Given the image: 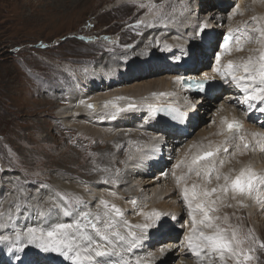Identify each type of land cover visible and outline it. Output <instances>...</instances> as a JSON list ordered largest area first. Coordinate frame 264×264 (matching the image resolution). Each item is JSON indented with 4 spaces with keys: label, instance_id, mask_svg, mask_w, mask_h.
<instances>
[{
    "label": "rangeland",
    "instance_id": "obj_1",
    "mask_svg": "<svg viewBox=\"0 0 264 264\" xmlns=\"http://www.w3.org/2000/svg\"><path fill=\"white\" fill-rule=\"evenodd\" d=\"M169 1L170 0H167V2H165V0H0V187L6 186L5 191L2 196H0V219L5 217L9 196L16 195L17 193H24L28 200V205L23 206L18 204L20 205L19 211L17 210L18 207L15 206L13 212L18 216L16 224L20 225L21 222L29 223V220L30 223L36 225V220H39V206L34 208V203L37 202V198L40 197L41 192L44 193L47 189H51L56 180V174H64L65 177H67L66 174L83 176L89 173L90 176H95L97 174L101 175L103 173L102 170L105 169L104 176L86 178V180L94 179L101 181L100 179H103L109 181L111 175L108 168L122 167L126 158L133 155L132 153L135 151L136 147L130 149L131 145L128 144L133 141L129 138H117L116 140L119 144V148L117 143L114 145V143L109 141L107 142L101 138H96L94 135H90L91 132L69 129L73 127L67 126L68 118L62 117L59 112L62 111L63 107L69 104V91L74 87H76L78 92L86 94V96L89 93H96L87 91L84 88H89L99 80L96 81L95 74L100 73V75H103V72H99L95 69L99 70L98 67L104 66L101 64V61L105 58L109 59L108 62H118L119 66H122L117 73L119 74L120 80L126 78V84H128L126 85L127 88L128 86L144 85L167 78V74L171 72L166 69L167 66L164 68V61L160 64L159 61L155 60L156 62L150 65L149 61H145L148 60V56L136 58L134 57L135 53L132 51L139 48L138 39H151V37L156 34L161 40L160 44L155 50L152 49L148 55L153 58L160 56H163V58L179 57L180 53L176 55L169 52L168 45L165 42L166 37H174L175 35L173 34V29L169 26L171 24L162 26V24L152 22L159 13L163 14L167 11L166 8L169 7ZM216 1L217 0H203L201 5L195 6L196 0H192L193 5L191 9L186 13L177 15L178 18L184 16L182 20L180 19V24H182L183 21L188 22L192 17L196 24L203 16H207L210 12L211 15L208 20L212 22V25L215 24L218 8ZM243 3L250 15V21L248 23L242 22L241 25H245L242 26V29L245 28L247 30V35L248 33H250V35L253 33L254 36L245 41V47H253L254 49L250 50L247 54L251 53L250 55L256 57V48H258V46L262 47V44H260L258 40L260 41L262 38L259 37V33L253 31V29L259 27V24L256 22V13H264V10L259 11L255 9L252 0H243ZM232 4L233 3L230 4L231 7L236 5ZM250 6L252 8H249ZM243 18L244 17H242V19ZM138 21L147 22L150 29L147 30L146 28L139 29L140 27H134ZM234 24H237V22ZM207 27L210 28V25L208 24ZM230 27L231 25H229V23L224 24V28L219 32L216 40H214V46L212 48L211 46L207 47L203 45L209 50L208 56H198V52L201 50L204 52V47L201 45L198 49L191 50L192 52L187 53V56H189L188 58L192 60L190 65L193 66L198 64L203 68V66L207 64V68L210 69L209 65H211L212 69L215 59L219 54V49L215 46V42L217 44L221 37V32ZM182 28L184 27L180 25V28L175 30L181 34ZM191 29L192 28L186 29L185 37L188 34L192 36ZM198 34L200 35L202 33L199 31ZM176 36H178V34ZM197 40L198 38L196 37L190 39L192 42H196ZM201 42L203 43V40H201ZM215 48L217 50H215ZM126 50L132 51L126 52ZM247 51L248 48L245 49V52ZM196 55L198 57L194 58ZM232 55L238 63L244 62L242 59H239V57H241L240 55L238 57L234 54ZM243 57L246 59V54H244ZM174 62L177 61L174 60ZM253 62L258 63V59H253ZM170 66L172 67V64ZM110 69L111 68H108V70ZM122 69L123 71H121ZM177 70H180V68ZM143 71L145 72L143 78L137 79L135 77L137 73L142 74ZM73 72L79 76L83 74L88 75L90 73L88 75L89 81L86 78L85 82L81 80L79 83V79L77 80ZM172 73L176 77L184 75V73L180 71H178V73L177 71H172ZM104 76L105 73L103 78L106 77ZM103 78L100 79L99 82L103 81ZM81 85L84 88L78 89L77 87ZM172 88L177 89L176 85H173ZM226 90L227 89L223 91V88L220 89L219 92L221 97L218 100V104L206 108L198 102L196 108L192 110L191 117L193 116L194 118L195 115H197V119L194 120L191 127L193 132L191 131L189 136L194 147H199L201 145V139H203V141L214 139L212 133L205 134V130L207 131L211 126L216 124L217 117L214 113L219 108V104L224 102L227 98V95L224 97L227 93ZM208 99L213 101V98L209 97ZM194 100L198 101L194 98L191 102L194 103ZM235 102L239 109L243 107V104L240 105L239 99H236ZM199 111L201 112L200 115H198ZM117 112L120 113L118 110ZM260 115H262V113L259 112L255 114V118H253L254 121L252 123L257 124V126L261 124ZM250 116V120L246 119L247 121H252L251 113ZM115 119L110 117L108 121H114ZM63 122L65 126L61 124ZM136 122L142 126L144 124L139 121ZM139 129L149 132L147 133V137L149 136L147 140L150 139L153 141L155 140L153 137L157 135L160 136L161 133V135H166L160 128L151 129L140 127ZM79 132L88 135H80ZM126 133L130 134L131 131H125V134ZM79 137H83L84 139ZM76 141H78L77 145L74 143ZM188 142L189 140H185L182 143L175 141L174 146L176 149L171 150V156L168 155L170 148L165 151L166 153L164 155L163 152L162 155L160 154L168 165L164 171L160 168L158 170L160 172H155L152 167L153 169H146L147 173L145 172L143 177L137 175V179L143 180L141 179L142 177L145 180L142 181V188L140 185L138 186L139 189L137 188L139 190V193H137L138 198L129 197V194L130 196L133 194L130 192L128 195H124L122 199L120 195H116L117 193L115 195H110V192H108L104 186L90 183L98 190L99 195H105L107 197H103V199L121 208L124 215L117 219L120 221L126 220L132 226H135V224H143L146 221L144 216L140 215L139 211L134 210L131 205L135 206L138 201H140L139 198L144 197L147 193L151 195L156 188L162 189L160 192L162 199H166L164 197H170L172 198L170 202L176 200L179 206L178 209L181 208V210L185 211L184 215L176 217L175 220H172L170 217L172 210H169V212L165 214L166 220L161 221L164 227H168V233L165 235H163V233L155 235L153 231L156 228L148 230L147 237L142 242V245L137 247V251L135 250L136 248L133 249L136 251L134 256H136L140 264H197V257L190 251L186 243V238L192 228L191 216L188 214L189 210L183 201L180 188L177 186L176 177L171 175L174 171L184 172L183 166L181 167L183 169H180L177 168L176 165L179 161L184 159L185 156L183 155L186 151L183 147ZM245 142L248 144V148L252 147L251 141L245 140ZM172 145L173 143L170 147H172ZM112 148H115L113 152L116 151L124 155V158L121 159L122 163L121 161H114L112 162L114 164H112L107 161L110 157V159H112L114 154ZM240 152L243 151H237L235 154L239 153L240 155ZM249 152L252 157L255 156V154L252 153L253 150ZM239 155L233 162L238 160ZM98 161L102 162L98 163ZM138 163L146 164L147 162L139 160ZM126 168L129 167L126 166ZM24 172L29 179L32 180L27 183V188L30 187L31 190L28 189L27 191V189L25 190L23 185H21L16 191L11 185L15 179L25 184L23 182L26 179ZM92 172L96 174H92ZM161 172L165 175H170L171 179H166L167 181L158 183L159 173ZM178 175L179 174H176V176ZM124 176L123 174V177ZM134 177L135 176H133V178ZM194 178L193 175H190V179ZM78 179L82 180L81 178ZM77 181L79 182V180ZM38 182L49 183H46V185H48L47 189H40V194L36 191L39 185L37 184ZM106 184L109 185L110 182ZM110 186L112 185L110 184ZM28 193H30L29 196ZM133 200H137L136 204L131 203ZM164 201H166V203ZM164 201L161 200L158 205L162 206L165 204L166 208H168V206H170L169 202H167L168 200L166 199ZM74 203L75 201H73V204ZM85 204L87 205L86 202ZM172 205L173 204H171V206ZM81 206L85 205H80L79 207L81 208ZM232 208L233 207L222 208L220 212L213 214L220 216L227 214L230 224ZM234 209L239 210V206L234 207ZM132 210H134L133 213L130 212ZM245 214L246 211L242 214L241 219L244 223H249L248 216ZM232 217H236L235 214ZM62 218L66 219L67 217L62 216ZM262 218H264V216H259V220ZM240 222L241 221H237V223ZM217 223H221L222 226L226 227V225L222 224V221H217ZM199 227L198 225L197 228ZM240 228L241 227L238 225V230ZM119 230L125 235H127L129 231L126 227H120ZM130 230L136 231L138 235L140 234L139 229L135 227H132ZM254 230L261 237L264 235V231L256 227ZM21 240L25 244V238H21ZM242 246H244L245 250L250 255L248 251L250 246L246 245V243ZM28 247L35 248L34 246H27L25 249ZM168 247H173V249H170L166 257H163L164 252L161 253L160 249L164 248V250H166ZM260 251L264 254V247L260 249ZM34 253L35 255L30 256L25 253H19L21 257L20 260H14L16 256L3 260V255L0 253V264H71V262L66 261L58 253L50 255L52 258L50 256L48 258H43L47 255L45 256L43 253H38L37 250H34ZM117 253L122 255V250L117 251ZM124 255L128 256L126 254ZM25 258H27V260H25ZM127 258L130 264H137L132 262L133 256ZM180 258H182V260H180ZM32 259L34 261H32ZM124 261L127 260L124 259ZM228 264H235V261L229 259ZM245 264H264V257L256 256V258H253L251 261H246Z\"/></svg>",
    "mask_w": 264,
    "mask_h": 264
},
{
    "label": "bare ground",
    "instance_id": "obj_2",
    "mask_svg": "<svg viewBox=\"0 0 264 264\" xmlns=\"http://www.w3.org/2000/svg\"><path fill=\"white\" fill-rule=\"evenodd\" d=\"M202 1L203 0H196L195 6L201 5ZM165 2H167V0H165ZM252 2H253L255 9H258L259 11L264 10V0H252ZM216 3L218 5V8L216 12L217 14L216 19L214 18L216 22L213 25H212V22L208 20L211 15V12L208 13L207 16H203L196 24L194 23L193 17L190 20H188V22L181 21L182 24H180V19L182 20L184 16L178 18L177 15H181L183 13L188 12L193 5L192 0H170L169 7L166 8L167 11L164 12L163 14L159 13L157 17H155L152 20L153 23H159V24H162V26L171 24L169 26H171V28L174 31L173 34L175 35L174 37H166L165 42L168 45L169 52L176 54V55H179L178 53H180L179 57L175 56V58H171V57L163 58V56H160V57L153 58L149 56L148 54L151 52V50L152 49L155 50L161 41L156 36V34H154L151 37V39H145V40L138 39L139 48H137L136 50H133V51L126 50V52L132 51L133 53H135L134 57L136 58H144L148 56V60H145V61H149L150 65L154 64L156 62L155 60L159 61L160 64L163 63L164 61V65H165L164 68H166L167 66L166 69H168V71L171 72L170 74H167V78H164L162 80H159L153 83L144 84V85H135L132 87L128 86L127 88L126 85L128 84H126V80H125L126 78L120 80L119 74L117 73V71H120L122 66H119L118 62H112V63L108 62L109 59L105 58L101 61V64L104 66H100L98 67L99 70L98 69H95V70L99 72H103V75L105 73L106 77L104 76L105 78H103V75L101 74L102 75L101 76L100 73H97V74L93 73L96 75V81L102 78H103V81L99 82L98 80L94 85L90 86L89 88H84L82 85L80 87H77L78 89L84 88L87 91L96 92V93H89L86 96V94H82L81 92H78L76 90V87H74L75 89L73 88L69 91V94H70L69 104L66 107H63L62 111L59 112V114L62 115V117L68 118L67 126L73 127L69 129L71 130L78 129L81 132L82 131L91 132L90 135H94L96 138H101L104 141H107V142L109 141L111 143H114V145L117 143L116 139L119 137L127 138V139L129 138L131 141H133L130 143L128 142L129 143L128 145H131L130 149L134 147H136V149L135 151H133L132 153L133 155H131L132 157L131 159H129L128 157L129 154H128L127 156L128 158H126L122 167L108 168V171L111 175V179L109 180V182L112 180H118L117 185H113L112 183H110L112 186H110V184L107 185L104 182L105 180L103 179H100L101 181L94 180V179L88 180V181L86 180V178H96L99 176H104L105 169L102 170L103 173L101 175L97 174L95 176H90L88 173V174H84L83 176H79L76 174L75 175L66 174L67 177H65V175L61 172L63 175L56 174L57 177L51 189H47L44 193L41 192L40 197L37 198V202L34 203V208L39 206L38 208L40 211L42 205L46 207V205H44L45 200H47L49 197H53L56 192H59L61 194L65 193L71 198H74L76 196L82 197L83 201L86 202L87 205L86 207L81 206L80 211L91 210L95 212L97 210L96 206L99 203V200L103 197L104 198H107V197L105 195H99L98 190L95 189L90 183H96L101 186H104L108 192H114L115 194L117 193L116 195H120L122 199L124 195H128L130 192L133 194L131 196L129 194L128 195L129 197L138 198V195H137V193H139L138 186L140 185L142 188V183H143L142 181H145L144 178L142 177L143 175H145V172L147 173L146 169L154 168L153 170H155L156 172L160 168H162V170L164 171V169L168 165L166 163V160L165 159L163 160L160 154L162 155V152H163V155H164L166 153L165 151L170 148V152H168V155L171 156L172 155L171 150L176 149V147L174 146L175 140L180 138L181 141L184 142V139H185L184 136L186 132L183 130L188 129L189 131L193 132V129H191V127L193 125L194 120L197 119V115H195V117L193 118V116L191 117V113H192V110L196 108L197 103L199 102L201 103L202 106L208 108V107H211V105L218 104L219 102L218 100L221 97L220 92H219L220 88H218L216 91V95L213 98V101H210V99H208L210 96L199 95L198 98L196 97L198 101L194 100V103L191 102V100L194 99V96L190 94L189 91H185V88H183L181 84L182 81L177 80V77L183 78L185 75H180L176 77L174 76L172 71H177V73L178 71H180L181 73L183 72L184 74H187L189 76L195 75V76L206 77L210 75L211 77L220 78L219 74L216 73L214 70L215 67L217 66L216 59H215V63L212 69H211V65H209L210 69H208L207 64L204 65L203 68L201 65H198V64L191 66L190 64L192 60L188 58L189 56H187L188 55L187 53L192 52L191 50L198 49L200 45L201 46L205 45V43L203 44L201 40H205V42L207 44H210L212 48L214 46V43H213L214 40H216V37H218L219 32L222 30V28H224L225 23H229V25H231V27L226 28L225 31L229 29H234L241 37H239L240 44L237 45L235 42L232 45L230 52L226 53L221 58L220 65L226 66L228 61H233L234 64L238 63L232 54L236 55L237 57L240 55L241 57H239V59H242L244 62H246L249 57H252L254 60L256 58L259 60L261 51H264V44H262V47L258 46V48H256L257 49L256 57L254 55H250L251 53L247 54L249 53L250 50L254 48L245 47L246 46L245 41H247L250 37H254V36H253V33L252 35H250V33H248L247 35V30L245 28L242 29V26H245V25H241V23L242 22L248 23L250 21L249 20L250 15L247 12V8H245L243 0H240V1L239 0H217ZM231 3H233L232 5L234 4L236 5L234 7H231L230 6ZM249 8H252V7L250 6ZM256 15H257L256 22L259 24V27H264V13H261V14L256 13ZM242 17L244 18L242 19ZM212 18H213V15H212ZM236 22L237 24H234ZM204 24H207V26L209 24L210 28L209 27L203 28ZM180 25L184 27L181 29L182 30L181 34L177 30H175L177 28L179 29ZM139 27L137 28L139 29L146 28L147 30L150 29L147 22H142ZM185 28L186 29L192 28L191 29L192 36L188 34L185 37V32H186ZM200 29H203V30H200ZM199 31L202 34L199 35L198 34ZM225 31L221 32L220 35L223 36ZM177 34L178 36H176ZM193 37L198 38V40L196 42L190 41V39H193ZM247 48H248V51L245 52V49ZM202 51L203 50L198 52V56H203V55L208 56L209 50L207 48L204 47V52ZM126 52H123V53H126ZM244 54H246L247 56L246 59L243 57ZM198 56L196 55L194 56V58ZM174 60H176L177 62H174ZM171 64H172V67L170 66ZM105 66H109V67H105ZM108 68H111V69L108 70ZM178 68H180V70H177ZM121 71H123V69ZM73 73L75 74V77L77 78V80L79 79V83H80L81 80L85 82L86 78L89 81L88 75L91 73V71L88 75L83 74L82 76H79L75 72ZM144 74L145 72L143 71L142 74L137 73L135 77L137 79H142ZM240 74H244L243 71H241ZM226 78L230 80V77H226ZM218 81L221 83L222 85L221 87L223 88V91L227 89L226 90L227 93L224 95V97L227 95V98L224 100V102H221L219 104V108L214 113V115L217 117L216 124L214 126H211L207 131L205 130V134L212 133V137L214 139H207L204 141L203 139H201L202 140L201 145L199 147H194V145L191 143V139H189L188 137L187 141L189 140V142L186 143L185 146L183 147V149H185L186 151L183 156L186 157L187 155L188 160H190L193 155H196L199 153L202 147L206 148V146H208L210 143L213 148H215V146L217 145H223L224 142L228 140L229 133H228V130L226 129V124H222L221 121L226 118L227 121L229 122L230 119L234 118L239 121H242L243 124H242L241 129L233 131L232 133L233 138L231 140H228V143H229L228 152L225 153L223 149H221V152L218 154L217 162L219 159H225L226 161L223 167L220 169L221 172L225 174H230L233 177L236 174H238L241 169L254 171L258 175L264 174V134H263L264 126H262V124H258V126H260L258 127L257 124L252 123L254 121L253 118H255L254 117L255 114L259 113V111L255 110L257 107H259V102L254 104L252 110H246V105H243V107L239 109L237 107L235 100L241 99L243 96V93L231 81L230 82L229 81L224 82L221 80H218ZM88 84L90 85L89 82ZM173 85H176L177 89L172 88ZM70 98H71V102H70ZM89 102H93L94 104L93 108L87 107V105H89ZM129 103L134 104L136 107H134L133 109H128L127 105ZM116 105H119L120 108H124L125 111L118 113L117 108L115 107ZM162 105H174V106L184 107L185 112L189 111V114H190L189 120L188 121L179 120L177 122L172 121L175 124V127H171L170 125H167L165 123L164 118H162V111H160V113L158 114V110L160 109V106ZM153 112L156 113L155 116L153 115ZM200 113L201 112L199 111L198 115H200ZM250 113L252 114V121H247L246 114L250 115ZM113 114H115V117L117 116L116 119L114 121H108L109 118L113 116ZM260 117H261L260 123L264 122V114L260 115ZM136 121L144 123L143 126L137 123ZM61 124H64L65 126L64 122ZM164 126L166 127V132L164 130ZM140 127H146V128H151V129L160 128L165 132L166 135H161L162 134L161 133L160 136L157 135L153 137L155 138V140L153 141L150 139L147 140V138L149 137V136L147 137V133L149 132H146V130H140L139 129ZM125 131H129V132L131 131V133L125 134ZM80 135H88V134L80 133ZM240 135H244L245 140L252 142L251 148L243 149L242 142L239 141L238 139ZM79 138L84 139L83 137H79ZM77 142L78 141L74 143L77 145ZM172 143L173 145L172 147H170ZM237 144L241 145L240 151H243V152H240V155L239 153L233 155V153L237 152L236 150ZM117 145L119 147L118 143ZM110 148H111V145H110ZM112 149H113L112 150L113 152L115 148H112ZM249 151L255 154V156L252 157ZM113 153H114L113 154L114 157L112 156V159H110L111 157L108 156L110 158L107 161L111 163L114 161L119 162L121 161L122 158H124V155H122L121 153H117L116 151ZM238 155H239L238 160L233 162V160H235ZM139 160L146 161L147 163L139 164L138 163ZM101 162L98 161V163H101ZM126 166H128L129 168H126ZM180 169H183V168H180ZM183 170L184 172H187V169L185 167ZM162 172L159 173V177L157 181L158 183H161V181H167L166 179H171L170 175H165ZM184 172L178 171L176 172V174H179L178 176H180ZM92 174H96V173L92 172ZM123 174L125 175L124 177H123ZM24 175L26 176V179L23 181L25 184L20 183L18 179H15L11 185L13 186L14 190L17 191L21 185H23L25 190L26 189L27 191L28 189L31 190L30 187L27 188V183L32 180L29 179V177L25 174V172H24ZM137 175L138 176L141 175L142 176L141 179L143 180L137 179L136 178ZM189 175H193V177H195L194 179H190V178L188 179L187 184L189 187L194 182L198 184L201 182L200 179L195 176L194 171L190 173ZM70 176H77V177H70ZM133 176L135 177L133 178ZM78 178H81L82 180ZM77 180H79V182ZM46 183L47 182H38L37 184L40 185V184H46ZM171 183H174V182H171ZM5 187L6 186L0 187V196H2L3 192L5 191ZM119 189L123 191H120ZM161 191L162 189L156 188L152 192L151 195H149L148 193L145 194L144 197L139 198L140 201H138V203L135 206L131 205V207L134 210L139 211V212H141V210L143 211L146 210L150 212L159 211L163 213L164 215L159 221L160 224H161V221L166 220L165 214L169 212V210H172L170 217L173 215L175 217L184 215L185 211L181 210V208L178 209L179 206L176 200L173 202H170L172 201L171 200L172 198L170 197L168 198L164 197L168 200L167 202H169L170 204L168 208H166L165 204H163L162 206L158 205V203L161 200L162 201L166 200V199H162L161 193H160ZM29 195L30 193H28V196ZM256 196H259L260 199L264 200V188H261L259 192H254L251 197L243 198L241 201V204L243 206L237 205L239 206V210H236L233 207L231 211L232 216L235 214L237 218L231 216V219H230V224L233 227H236L237 229H238V225L241 227L238 231V235L242 238H247L245 239V243L246 245L250 246V249H251L250 255L253 258H256V256L264 257V254L260 251V249H263L262 245H264V235L261 237L254 230L256 227L259 230L264 231V218L259 220V216L260 217L264 216V208H262L261 205L257 202L255 198ZM164 202L166 203V201ZM229 202L236 204V201H229ZM18 204L23 205V206L28 205V200L26 199V196L24 193H21V194L17 193L16 195L9 196L8 201H7V206H6L7 211H6L5 217L0 219V225L4 226L3 228H0V233L10 235L14 238L15 232L19 231L23 235V233L26 231V228L28 226H33V227H45L46 226L42 223L44 218H41V217H39V220H36L35 222L36 225H33L34 223L33 224L30 223L29 220H28L29 223L21 222L20 225L16 224V220H18V216H16L13 211L15 210V206L16 207L20 206ZM171 204L173 205L171 206ZM134 210L130 212L133 213ZM245 211H246L245 215L248 216L249 223H244L243 220L241 219V216ZM59 219L61 222L72 223L74 220V217H67L66 219H64L62 218V214H61ZM237 221H241V222L237 223ZM257 221H260V222H257ZM167 231H168V227H164V228L156 227V229H154L153 232H155V235H159L161 233L165 235L166 233H168ZM154 237L158 238L156 236ZM22 238L23 239L25 238L26 240V237L23 236ZM26 243L27 242L25 241V244H24L22 240L15 242V243H11V244L7 242L0 243V253L3 255L2 257L3 260L7 258L15 257V255L13 254L14 250L21 246L26 245ZM115 243H116V250L112 256L105 257V258H96V259H100V260L107 259L109 261L114 262V264H123L124 259L128 261L127 257L130 258V256H133L134 258L132 262L137 263L138 259L136 258V256H134L135 252L137 251V248L135 249L136 251H134L133 249L131 251H128V246L125 243L122 242L121 244V242L119 241H116ZM242 247L244 248V246ZM170 249H173V247H168L164 251L163 257H166ZM34 250L36 249L28 247L20 253L21 254L25 253V254H28L29 256L35 255ZM119 250H122V255L120 253L119 254L117 253V251ZM53 254L54 253L44 254L45 256L46 255L47 256L43 258H48L50 255H53ZM124 254L128 256H125ZM50 257L52 258V256ZM15 259L16 258H14V260ZM25 260H27V258H25ZM180 260H182V258H180ZM32 261L34 260L32 259ZM202 262H203V255L200 258L197 257V264H202Z\"/></svg>",
    "mask_w": 264,
    "mask_h": 264
},
{
    "label": "snow or ice",
    "instance_id": "obj_3",
    "mask_svg": "<svg viewBox=\"0 0 264 264\" xmlns=\"http://www.w3.org/2000/svg\"><path fill=\"white\" fill-rule=\"evenodd\" d=\"M142 22H137L134 27H139ZM207 24L203 25L206 28ZM203 30V29H201ZM253 31L259 33L261 38H264V27H256ZM264 44V39L258 41ZM236 44H240L239 37L236 38ZM222 51L217 55V66L215 72L219 74L221 79L230 77V81L236 85L243 93L239 103L246 105V110H252L254 104L259 102V107L255 110L264 114V51H261L258 63L253 62V58L249 57L246 62L235 63L228 61L226 66L220 65L221 58L232 48V32H229L220 45ZM241 70L244 74H240ZM178 81H183L182 77H177ZM188 89H194L197 92H204L206 85L210 86L209 79L197 81H183ZM92 108V105H87ZM118 111H125L119 105L115 106ZM136 107L129 103L128 109ZM162 111L172 114L175 110L162 109ZM155 112L153 115L155 116ZM183 113H177L173 119L179 120L183 117ZM115 119V114L112 116ZM222 124L227 125L229 133L228 140H231L234 130L242 128L240 122L229 123L227 119L221 121ZM264 126V122H261ZM239 141L242 142L243 149L248 148L245 142V136L240 135ZM228 140L223 145L212 147L211 143L202 147L198 154L193 155L188 160L187 155L185 159L179 161L177 168L182 166L187 169V172L176 176L174 171L172 175L176 177L177 186L180 188L183 201L185 202L189 215L191 216L192 228L186 238V243L190 251L198 258L203 255L202 264H228V260L232 259L235 264H245L246 261H251L253 257L245 251L242 245L245 239L238 235V229L229 224V217L227 214L220 216L214 215L222 208L243 206L241 201L243 198L251 197L254 192H259L264 188V174L258 175L251 170L241 169L234 177L230 174L221 172V168L225 164V159H219L218 154L221 149L225 153L228 152ZM236 150H241V145H236ZM235 153H233L234 155ZM132 157L129 156V159ZM194 171L200 183H193L190 187L187 184L190 178V173ZM109 183V181H104ZM113 185L118 184V180L110 181ZM48 185H38L36 191L39 193L40 189H47ZM110 195H115L110 192ZM257 202L264 208V200L259 196L255 197ZM63 201V202H62ZM73 198L67 194L56 192L53 197L45 200L44 205L41 206L39 217L44 218L42 223L45 227L28 226L23 236L26 237V245L14 250V255L17 260H20L19 253L24 251L26 246H34L38 253H58L66 261L71 264H114V262L107 259L100 260L96 258L110 257L116 250V241L123 242L128 246V251L135 249L142 245L146 239L149 229L160 227L163 213L159 211L145 212L141 210L140 215L144 216L145 223L130 225L126 220L120 221L117 218L124 214L118 206L111 204L109 201L101 198L97 204L95 212L80 211V205H85L82 197ZM229 201H236V204ZM136 204V201H131ZM19 211V207L17 209ZM74 217L72 223L61 222L59 217ZM172 220L176 217L171 216ZM217 221H222L217 223ZM200 226L197 228V226ZM0 225V228H3ZM120 227L129 229L127 235L122 234ZM132 227L139 229L140 234L136 231L130 230ZM22 238L21 232H15V237L0 233V243H15ZM264 247V245H262ZM161 253L165 250L160 249ZM249 252L251 249L248 250ZM123 264H130L129 261H124ZM137 264H140L137 261Z\"/></svg>",
    "mask_w": 264,
    "mask_h": 264
},
{
    "label": "water",
    "instance_id": "obj_4",
    "mask_svg": "<svg viewBox=\"0 0 264 264\" xmlns=\"http://www.w3.org/2000/svg\"><path fill=\"white\" fill-rule=\"evenodd\" d=\"M89 105H92V106L94 107V104H93V102H89ZM93 107H92V108H93Z\"/></svg>",
    "mask_w": 264,
    "mask_h": 264
}]
</instances>
